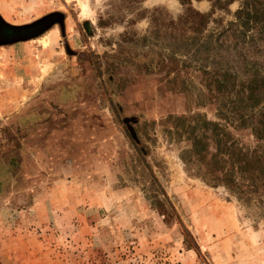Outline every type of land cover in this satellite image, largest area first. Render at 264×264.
<instances>
[{"label":"rangeland","instance_id":"374dc122","mask_svg":"<svg viewBox=\"0 0 264 264\" xmlns=\"http://www.w3.org/2000/svg\"><path fill=\"white\" fill-rule=\"evenodd\" d=\"M2 2L33 23L0 41V264H264V190L196 174L176 131L235 113L264 71V0ZM186 6L203 21L178 20ZM236 27L245 41L223 36ZM221 69L236 74L215 92Z\"/></svg>","mask_w":264,"mask_h":264},{"label":"trees","instance_id":"16d2710c","mask_svg":"<svg viewBox=\"0 0 264 264\" xmlns=\"http://www.w3.org/2000/svg\"><path fill=\"white\" fill-rule=\"evenodd\" d=\"M135 1L138 2L139 0ZM179 1L182 4L187 2V0ZM205 15L206 13L203 14L190 6H186L178 20L201 23ZM250 15L256 19L258 16H263V13H258L256 10ZM32 23L13 26L0 19L1 26L17 31L29 28ZM245 23L247 24V20H242L241 26L244 27ZM31 33V31L25 34L17 33L11 40L27 37ZM260 33L263 32L259 30L252 32L248 41L255 43V39L259 38ZM244 34L245 30L236 27L231 35L227 33L223 36L226 37L227 35L235 41L240 37L241 41H245ZM235 74L228 69H221L216 72L212 79L215 92L221 86H226L228 79H232ZM238 85V89L231 97L232 100L229 101L230 106L235 109L230 107L231 112L234 110L235 113L224 117L220 112L217 120H210L201 112L181 115L176 118V131L177 134H183L189 143L181 151L180 157L184 164H193L196 168V174L209 180V182L218 183L236 194H244L246 189L254 192L259 189L260 191L264 190V71L253 69L247 78L238 82ZM229 125L233 128L247 127L250 130L254 138L252 149L243 152L238 147L229 131ZM240 152L242 158L236 166L235 163Z\"/></svg>","mask_w":264,"mask_h":264},{"label":"crops","instance_id":"0c3cea01","mask_svg":"<svg viewBox=\"0 0 264 264\" xmlns=\"http://www.w3.org/2000/svg\"><path fill=\"white\" fill-rule=\"evenodd\" d=\"M0 19L3 21V22H5V23H7V24H9V25H13V26H20L19 24L17 25V24H14V23H11L10 21H8L9 19H8V14H10L8 11H7V9L4 7V3L2 2V0L0 1ZM27 23H28V21H27ZM27 23H24V24H27ZM4 102V101H3ZM5 108V106H4V104H2L1 106H0V111H1V109H4Z\"/></svg>","mask_w":264,"mask_h":264},{"label":"flooded vegetation","instance_id":"af4514ba","mask_svg":"<svg viewBox=\"0 0 264 264\" xmlns=\"http://www.w3.org/2000/svg\"><path fill=\"white\" fill-rule=\"evenodd\" d=\"M15 30L13 29H7L3 26L0 25V41L4 42V41H8L11 40L13 36H15L13 34Z\"/></svg>","mask_w":264,"mask_h":264}]
</instances>
